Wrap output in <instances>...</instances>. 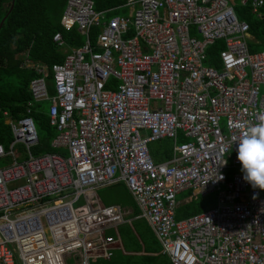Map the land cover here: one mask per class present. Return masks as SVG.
<instances>
[{"label": "built area", "instance_id": "2783aa9c", "mask_svg": "<svg viewBox=\"0 0 264 264\" xmlns=\"http://www.w3.org/2000/svg\"><path fill=\"white\" fill-rule=\"evenodd\" d=\"M236 6L264 21L263 0H125L128 14L109 19L91 0H65L59 25L83 44L50 68L22 54L35 74L30 99L22 117L2 112L11 141L0 145V264L108 261L121 249L118 227L133 220L170 264H264V190L244 181L237 159L240 125L264 118V48L248 51ZM52 42L64 46L59 33ZM41 102L55 151L32 154ZM162 139L171 155L154 163L148 145ZM117 184L129 206L102 205L95 192ZM186 190L187 200L216 192L214 206L175 220Z\"/></svg>", "mask_w": 264, "mask_h": 264}, {"label": "trees", "instance_id": "16d2710c", "mask_svg": "<svg viewBox=\"0 0 264 264\" xmlns=\"http://www.w3.org/2000/svg\"><path fill=\"white\" fill-rule=\"evenodd\" d=\"M93 9L109 19L118 13H125L122 8L125 0H91ZM264 1V0H263ZM12 7L10 8V4ZM65 5V0H0V145L7 149L11 141L8 127L4 124L2 112H7L11 118L22 117L24 106L30 99L28 83L35 77L32 68L20 67L22 58L20 53L31 63L51 65L60 63L64 53L53 42L52 36L59 33L64 43L63 48L68 50L78 48L83 44V37L73 27L64 31L59 20ZM236 17L248 25V33L251 40L247 41L250 53L259 52L264 48V21L256 20L249 14L247 8L236 6ZM98 28H91L89 39L94 43ZM222 49L221 42H215L206 49V64L217 67V52ZM47 92L54 95L52 77L49 72L47 78ZM112 85V82L109 83ZM46 102L35 104L32 109L33 119L38 146L32 149V154L40 152H54L49 147V142L55 136V131L48 125ZM179 141H183L179 138ZM170 146L169 139H162L148 145V152L153 162L169 158L165 147ZM214 199L209 195L197 197L186 205L177 207L174 215L175 220H181L194 214L206 211L214 206ZM145 224V222H144ZM146 225V224H145ZM132 229L127 225L118 227L121 250H116L108 260H99L95 264H170L168 260L157 253L154 237H147L139 232L135 225ZM156 246V247H155ZM14 264H19L16 260Z\"/></svg>", "mask_w": 264, "mask_h": 264}, {"label": "clouds", "instance_id": "9594fccd", "mask_svg": "<svg viewBox=\"0 0 264 264\" xmlns=\"http://www.w3.org/2000/svg\"><path fill=\"white\" fill-rule=\"evenodd\" d=\"M240 127L245 129L237 148L243 179L253 189L264 190V118L258 124H241ZM227 150L226 146L221 147L222 154ZM223 164H226V160ZM252 198L256 199V196Z\"/></svg>", "mask_w": 264, "mask_h": 264}, {"label": "rangeland", "instance_id": "374dc122", "mask_svg": "<svg viewBox=\"0 0 264 264\" xmlns=\"http://www.w3.org/2000/svg\"><path fill=\"white\" fill-rule=\"evenodd\" d=\"M114 16H122V14L118 13ZM106 19V18H105ZM260 51V49L258 50ZM96 196L100 200L101 204L104 206L109 205H119L121 207L129 206L128 203L131 202L130 195L125 191L122 184L112 185L107 188H102L97 190ZM191 192L189 190L181 192L179 195H177L176 200L177 201H184L190 196ZM212 199H216V192L209 195ZM126 217L125 219H127ZM129 219H132L129 217ZM132 225H135V227L138 228L139 232L143 235L147 236L148 233V227L144 224L142 220H133L131 221ZM120 227V226H119ZM99 261V260H97Z\"/></svg>", "mask_w": 264, "mask_h": 264}, {"label": "crops", "instance_id": "0c3cea01", "mask_svg": "<svg viewBox=\"0 0 264 264\" xmlns=\"http://www.w3.org/2000/svg\"><path fill=\"white\" fill-rule=\"evenodd\" d=\"M122 8H124V9H126L125 7H124V4L122 5ZM64 9V8H63ZM120 14H122V16H126L127 14H128V10L126 9V12L125 13H120ZM112 17H114V16H112ZM251 40V39H250ZM249 41V40H248ZM59 48V47H58ZM59 49H61V51L63 52V53H65V52H67V50L65 49V47L63 48V46L61 47V48H59ZM70 50V49H69ZM68 50V51H69ZM22 54L23 53H20L17 57L18 58H22ZM179 138H181L183 141H179ZM185 141V139H183L181 136H179L178 137V142L180 143V142H184ZM171 147H172V141H170V146L169 147H165L164 149H166L167 150V152L169 153V157H170V155H171ZM152 159V158H151ZM168 159V158H167ZM167 159H165V160H167ZM165 160H161V161H158L157 163H160V162H163V161H165ZM153 161V160H152ZM155 163V162H154ZM123 186V185H122ZM124 187V186H123ZM125 189V188H124ZM126 191V190H125ZM192 201V199L191 200H187V199H185L184 201H178V207L179 206H182V205H186V204H188V203H190ZM143 221V220H142ZM144 222V221H143ZM128 226V225H127ZM147 226V225H146ZM128 228L132 231V233L135 235V233H134V231H133V229H132V226H128ZM148 231L150 232V233H148V235H147V237H150V236H152L153 237V235H152V233H151V231L149 230V228H148ZM135 237H136V235H135ZM154 239V238H153ZM121 241V240H120ZM156 246H157V248H158V245H157V243H156ZM155 246V247H156ZM116 250H121L122 251V249H116ZM115 250V251H116ZM114 251V252H115ZM159 252V248H158V250H157V253ZM122 254H126L125 252H121Z\"/></svg>", "mask_w": 264, "mask_h": 264}, {"label": "water", "instance_id": "95a60500", "mask_svg": "<svg viewBox=\"0 0 264 264\" xmlns=\"http://www.w3.org/2000/svg\"><path fill=\"white\" fill-rule=\"evenodd\" d=\"M11 7H12V3L10 4V8H9V10L11 9ZM0 26H1V22H0Z\"/></svg>", "mask_w": 264, "mask_h": 264}]
</instances>
